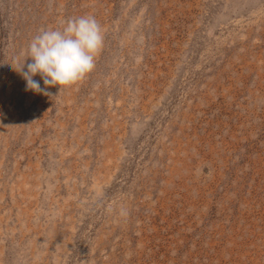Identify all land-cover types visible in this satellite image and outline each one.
Listing matches in <instances>:
<instances>
[{
	"label": "rangeland",
	"instance_id": "rangeland-1",
	"mask_svg": "<svg viewBox=\"0 0 264 264\" xmlns=\"http://www.w3.org/2000/svg\"><path fill=\"white\" fill-rule=\"evenodd\" d=\"M84 15L94 69L26 90ZM0 264H264V0H0Z\"/></svg>",
	"mask_w": 264,
	"mask_h": 264
},
{
	"label": "clouds",
	"instance_id": "clouds-1",
	"mask_svg": "<svg viewBox=\"0 0 264 264\" xmlns=\"http://www.w3.org/2000/svg\"><path fill=\"white\" fill-rule=\"evenodd\" d=\"M103 43L102 26L91 15L69 18L60 28L39 30L27 44L23 63L17 61L26 90L51 95L49 87L59 91L83 79L94 69ZM26 59H30L27 64ZM37 75L40 80L33 78Z\"/></svg>",
	"mask_w": 264,
	"mask_h": 264
}]
</instances>
